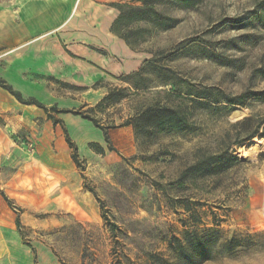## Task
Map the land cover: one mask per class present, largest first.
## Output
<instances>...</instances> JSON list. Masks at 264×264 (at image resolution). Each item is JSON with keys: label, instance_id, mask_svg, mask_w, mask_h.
I'll return each instance as SVG.
<instances>
[{"label": "rangeland", "instance_id": "374dc122", "mask_svg": "<svg viewBox=\"0 0 264 264\" xmlns=\"http://www.w3.org/2000/svg\"><path fill=\"white\" fill-rule=\"evenodd\" d=\"M148 2L173 19L171 27L138 20L112 31L113 5L135 0H0V23L20 27L24 16L30 33L23 52L0 48V79L45 107L14 96L18 127L0 144V192L8 200L0 193L7 219L0 264H156L155 254L174 261L172 236L211 227L220 241L241 243L202 264H264V0ZM116 39L132 56L114 54ZM81 43L116 64L152 59L174 71L175 83L147 65L137 75L141 64L131 72L91 64L75 52ZM201 87L219 102L214 94L201 99L205 105L187 98ZM113 88L124 97L101 103ZM155 99L182 101L194 130L137 136L126 120ZM224 145L238 162L184 173L198 151Z\"/></svg>", "mask_w": 264, "mask_h": 264}, {"label": "trees", "instance_id": "16d2710c", "mask_svg": "<svg viewBox=\"0 0 264 264\" xmlns=\"http://www.w3.org/2000/svg\"><path fill=\"white\" fill-rule=\"evenodd\" d=\"M139 1L140 4H131V3H115L113 6L117 7L118 13L114 18L111 24V30L116 31L123 25H126L133 21L138 20H147L153 22L156 26L162 29H166L172 26L170 22L173 19L167 15H163L161 12L157 11L148 0H135ZM124 38L123 35H119ZM144 65H147L151 68H157V72H163L168 75V81L175 83L174 79V71L166 66L158 65L152 59H146L141 67L134 72V74L141 75L142 70L145 68ZM0 86L7 89L10 93H12L19 101L26 104H36L38 107H43L37 101H24L21 99L19 93L14 91L9 85H6L5 82L0 79ZM136 89L143 88L145 86H141L138 83L134 84ZM195 86V85H190ZM165 95L171 94L170 92H165ZM187 95H191L192 98L190 100L198 103V104H206L203 103V100H207L212 92V88H198L194 89V91H189L186 93ZM215 99L211 101L214 103H218L216 101V95H213ZM124 97L121 88H113L109 89L107 94L102 98L101 103H111L116 102ZM185 97V96H184ZM213 97V98H214ZM224 102L228 104H238L243 105V102L239 99L240 97H224ZM169 101H161L160 99H155L151 103L144 105L142 107L136 108L134 113L128 117L126 120L127 125H132L135 131V134L149 136L154 132H163V131H186L192 132L194 130L193 122L189 118V110L188 107L183 102L179 103H168ZM206 102V101H204ZM58 112H70V110H59ZM78 114L77 112H73ZM83 118L91 120L96 124V120L89 115H82ZM247 127V125H245ZM257 133V129H254L246 135H244L243 140L252 138ZM104 140L109 143V137L105 130H103ZM253 140H256L254 137ZM66 141L71 148H73L72 158L76 162V152L73 141L66 136ZM239 141H236L238 143ZM238 162L237 157L229 151V146L224 145L221 149L216 153H207L203 151H198V155L195 158L194 162L188 165L184 169V173L197 174V175H207L210 173H215L219 171H223L225 168H228L231 164ZM183 173V174H184ZM4 197L3 193L0 192ZM4 199L8 201L5 197ZM186 210H190L185 208ZM192 216V215H191ZM193 222H197V220H193ZM220 231L216 227H211L206 229L203 232H198L197 230H189L186 229L181 237L172 236L169 239V248L174 254V261H169L166 258L155 254L152 256L157 262L156 264H202L203 262L215 257L219 253L232 255L236 248L241 243V240L236 236H232L230 238L219 240Z\"/></svg>", "mask_w": 264, "mask_h": 264}, {"label": "crops", "instance_id": "0c3cea01", "mask_svg": "<svg viewBox=\"0 0 264 264\" xmlns=\"http://www.w3.org/2000/svg\"><path fill=\"white\" fill-rule=\"evenodd\" d=\"M12 23L13 20L11 22H6L8 26L0 23V48H5L8 54L11 52V54H13L14 51H18L20 49L23 52L24 48H28L29 45L30 33L26 28L24 16L22 17V20L20 22V27L18 26L16 28H9ZM105 31H107L108 34V30ZM114 43L120 48L118 52L114 51V54H120L123 57L132 56V53H130L129 49L120 39L114 40ZM75 46V52H77V54H79L81 57L90 61L91 64H95L99 67L107 69H109L111 65H116V72H131L136 70L141 64V59H136V57H129L128 60L123 59L120 64H116L114 63V61L111 62V59L107 55L89 48L86 43H81ZM23 72L24 70L22 71V73ZM12 74L14 75V71H12ZM14 99L15 98L12 93L0 86V116H3L5 118V124L0 122V144H4L10 138L9 131L13 132L18 127V125L12 124ZM4 206L5 205H3L2 207ZM6 220L7 219H5V217L0 213V236H3L2 233L5 231L4 229L2 230V228H4V223Z\"/></svg>", "mask_w": 264, "mask_h": 264}]
</instances>
